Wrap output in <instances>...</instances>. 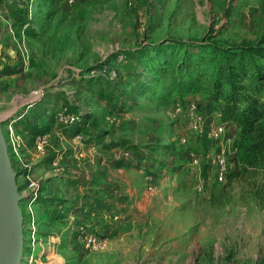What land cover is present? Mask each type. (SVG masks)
Returning <instances> with one entry per match:
<instances>
[{
	"label": "rangeland",
	"instance_id": "374dc122",
	"mask_svg": "<svg viewBox=\"0 0 264 264\" xmlns=\"http://www.w3.org/2000/svg\"><path fill=\"white\" fill-rule=\"evenodd\" d=\"M0 51V129L22 231L20 255L3 264H264V156L218 178L219 152L241 136L211 99L222 71L264 68V0H35L31 14L3 0ZM11 124L41 184L33 203ZM170 182L177 201H146L144 189ZM91 192L128 200L75 214ZM91 233L101 247L86 246Z\"/></svg>",
	"mask_w": 264,
	"mask_h": 264
},
{
	"label": "trees",
	"instance_id": "16d2710c",
	"mask_svg": "<svg viewBox=\"0 0 264 264\" xmlns=\"http://www.w3.org/2000/svg\"><path fill=\"white\" fill-rule=\"evenodd\" d=\"M261 55L264 57V51ZM171 60L181 69H192L193 61H188L187 57L180 61L178 55L173 54L169 61ZM196 64L195 67L201 63ZM261 69L264 68L248 72L247 65L239 63L233 70L229 68L222 71L221 83H218L211 98L220 100L221 116L240 129V143L238 146L234 144L237 154L231 158L232 163L241 159L246 165L252 166L264 156V70ZM248 77L250 83L244 84L243 79ZM191 80L188 81V87H184L185 91L194 87L195 79ZM224 81L229 86L226 87Z\"/></svg>",
	"mask_w": 264,
	"mask_h": 264
},
{
	"label": "water",
	"instance_id": "95a60500",
	"mask_svg": "<svg viewBox=\"0 0 264 264\" xmlns=\"http://www.w3.org/2000/svg\"><path fill=\"white\" fill-rule=\"evenodd\" d=\"M8 146L0 129V264L22 251L21 215Z\"/></svg>",
	"mask_w": 264,
	"mask_h": 264
},
{
	"label": "built area",
	"instance_id": "2783aa9c",
	"mask_svg": "<svg viewBox=\"0 0 264 264\" xmlns=\"http://www.w3.org/2000/svg\"><path fill=\"white\" fill-rule=\"evenodd\" d=\"M19 3L24 5L27 9L29 14L34 9L35 0H16ZM122 60V59H120ZM111 77L117 76V71L112 70L110 71ZM36 100V99H35ZM35 100L31 101L34 102ZM66 123H70V117H63L62 118ZM13 125L11 124L9 126L10 131V146L12 149L13 154L15 155L17 162H20L21 171L25 173V178L28 182V189H30L29 193V200L33 203L39 198V191L41 188L40 181L35 179L33 175L31 174V165L27 164L23 159V154L21 147L23 146V140L19 137H15L14 131H13ZM214 136L218 139L221 138V146L224 147L225 143H228V139L230 138L225 136V126L224 124L220 125L217 130L214 133ZM8 144V142H7ZM49 144L48 136L45 132H39L35 135V150L37 151H44L47 145ZM9 146V145H8ZM237 154L236 148L231 149L230 151L223 149L219 152L217 156V176L220 180L224 181L227 178L228 173L230 172V169L232 168V162L231 158H234ZM149 179V177H147ZM31 203V204H32ZM35 223V219L32 217L31 224L33 225ZM86 246L90 248H99L103 245L102 239L97 236L96 234H88L86 235Z\"/></svg>",
	"mask_w": 264,
	"mask_h": 264
},
{
	"label": "crops",
	"instance_id": "0c3cea01",
	"mask_svg": "<svg viewBox=\"0 0 264 264\" xmlns=\"http://www.w3.org/2000/svg\"><path fill=\"white\" fill-rule=\"evenodd\" d=\"M3 0H0V3L2 2ZM17 6H19V4L18 3H12V7H17ZM0 56H1V51H0ZM53 127H51V130H54V128H55V124H53L52 125ZM74 152V155H75V157L78 159V158H80V156H82V154H83V152L82 151H78V149L76 150V151H73ZM57 156L59 157L58 159H60V160H62L63 158H64V156H65V151H63V152H61V153H57ZM92 156H90V155H87V158H91ZM103 163L109 168L110 167V165H108V164H106V159L104 158V161H103ZM102 184H104V183H102ZM178 187H179V185L178 184H174V185H172V182H170L169 183V185L167 186V187H164V188H158L157 186H156V188L154 189H152L153 191H148L147 189H144L143 191H142V194H144L145 195V197H147V200L146 201H152V200H154V199H156V200H158V201H172V200H174V199H176V197H177V192H173V190H178ZM174 195V196H173ZM149 196H152L151 197V200L149 199ZM89 197H91V199H92V201H84L85 199H86V197L83 199V201H79L80 202V204H82V206H80L79 208H77V210H75V214H79V215H83V213H85L84 211H88L89 212V210L91 209L90 207H91V205H93L94 203L96 204V205H99L100 204V206L101 207H105V206H109V205H111V206H114V205H117L118 203H122L123 201H127L128 199H122V198H119V197H114L113 199H107L105 196H104V194H103V192H101V193H95V192H91V194H90V196ZM97 197H101L102 198V200H104V201H96V198ZM176 201H177V199H176ZM87 204V205H86ZM90 206V207H89ZM94 210V209H93ZM92 210V211H93ZM122 223L123 222V220L122 219H120L119 221H117V220H115V221H113L111 224H109L108 225V227L107 228H109V229H112V231H114V230H117V229H115L117 226H118V224H116V223ZM115 226V227H114ZM80 227H82V226H80Z\"/></svg>",
	"mask_w": 264,
	"mask_h": 264
}]
</instances>
